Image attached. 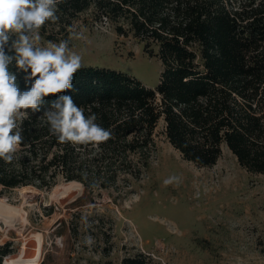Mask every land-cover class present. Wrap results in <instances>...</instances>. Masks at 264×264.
<instances>
[{
    "label": "trees",
    "instance_id": "1",
    "mask_svg": "<svg viewBox=\"0 0 264 264\" xmlns=\"http://www.w3.org/2000/svg\"><path fill=\"white\" fill-rule=\"evenodd\" d=\"M57 15L39 30L40 40L60 42L76 25L107 24L159 58L158 83L82 65L75 90L64 94L86 116L95 113L112 137L98 146L61 143L43 112L28 110L18 122L20 151L11 163L0 159L2 188L49 190L60 177L106 188L133 154L150 152L160 119L167 140L197 167L214 165L225 145L244 169L264 174V0H61ZM10 71L26 90L25 74ZM14 252L12 242L0 243V264ZM120 264L156 263L136 251Z\"/></svg>",
    "mask_w": 264,
    "mask_h": 264
},
{
    "label": "rangeland",
    "instance_id": "2",
    "mask_svg": "<svg viewBox=\"0 0 264 264\" xmlns=\"http://www.w3.org/2000/svg\"><path fill=\"white\" fill-rule=\"evenodd\" d=\"M73 29L85 37L68 35L82 65L120 70L152 88L158 83L159 58L133 36L117 35L107 24ZM153 141L106 188L86 189L61 177L49 190L0 185V199L16 213L0 216V243L15 247L8 259L120 264L141 251L156 264H264V174L244 169L225 145L214 165L197 167L167 140L161 119ZM173 176L179 182L165 185Z\"/></svg>",
    "mask_w": 264,
    "mask_h": 264
},
{
    "label": "clouds",
    "instance_id": "3",
    "mask_svg": "<svg viewBox=\"0 0 264 264\" xmlns=\"http://www.w3.org/2000/svg\"><path fill=\"white\" fill-rule=\"evenodd\" d=\"M60 2L0 0V159L6 163L14 160L23 144L18 122L28 110L42 111L49 132L61 143L98 146L112 137L109 129L96 123L95 113L86 116L72 96L64 94L75 90L74 76L82 68V57L70 50L69 40L85 39L83 32L70 29L69 40L39 46V30L59 20ZM10 66L25 74L26 90L21 91ZM174 181L178 183L179 178L169 177L164 184ZM84 242L93 241L89 236Z\"/></svg>",
    "mask_w": 264,
    "mask_h": 264
},
{
    "label": "bare ground",
    "instance_id": "4",
    "mask_svg": "<svg viewBox=\"0 0 264 264\" xmlns=\"http://www.w3.org/2000/svg\"><path fill=\"white\" fill-rule=\"evenodd\" d=\"M74 184V183H72ZM16 215L15 211H12V207L6 204L2 199H0V216H6L9 218H13ZM35 257L33 255L26 256L23 258H13V260L5 258L4 262L6 264H32Z\"/></svg>",
    "mask_w": 264,
    "mask_h": 264
},
{
    "label": "water",
    "instance_id": "5",
    "mask_svg": "<svg viewBox=\"0 0 264 264\" xmlns=\"http://www.w3.org/2000/svg\"><path fill=\"white\" fill-rule=\"evenodd\" d=\"M5 263V262H4ZM6 264V263H5Z\"/></svg>",
    "mask_w": 264,
    "mask_h": 264
}]
</instances>
